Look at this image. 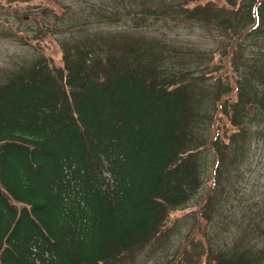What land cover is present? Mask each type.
<instances>
[{"label": "trees", "instance_id": "1", "mask_svg": "<svg viewBox=\"0 0 264 264\" xmlns=\"http://www.w3.org/2000/svg\"><path fill=\"white\" fill-rule=\"evenodd\" d=\"M200 1L178 8L199 16L209 11H198ZM60 47V67L43 59L0 86V264H125L202 187L196 97L127 53ZM228 104L243 132L238 103ZM259 259L264 250L208 262Z\"/></svg>", "mask_w": 264, "mask_h": 264}, {"label": "rangeland", "instance_id": "2", "mask_svg": "<svg viewBox=\"0 0 264 264\" xmlns=\"http://www.w3.org/2000/svg\"><path fill=\"white\" fill-rule=\"evenodd\" d=\"M187 1L0 0V86L43 59L60 67L61 44L71 52L116 49L194 91L195 147L207 142L197 154L202 187L172 213L167 232L125 264H209L264 250V0H204L197 9L209 11L199 16L178 8ZM228 103H238L243 132L230 124ZM214 132L223 146H214ZM232 133L241 136L226 147Z\"/></svg>", "mask_w": 264, "mask_h": 264}]
</instances>
